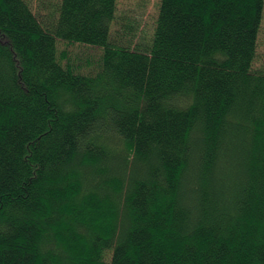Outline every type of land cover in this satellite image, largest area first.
Here are the masks:
<instances>
[{"label": "trees", "instance_id": "1", "mask_svg": "<svg viewBox=\"0 0 264 264\" xmlns=\"http://www.w3.org/2000/svg\"><path fill=\"white\" fill-rule=\"evenodd\" d=\"M263 11L0 0V264H264Z\"/></svg>", "mask_w": 264, "mask_h": 264}, {"label": "rangeland", "instance_id": "2", "mask_svg": "<svg viewBox=\"0 0 264 264\" xmlns=\"http://www.w3.org/2000/svg\"><path fill=\"white\" fill-rule=\"evenodd\" d=\"M59 0H27L31 8L36 13H46L50 7L54 6ZM159 0H117V16L123 24L130 22L137 37L135 42L146 40L154 26L157 15ZM121 23V24H122ZM119 28V23L114 22L112 32ZM125 30V29H124ZM144 38V39H143ZM58 49L66 50L68 57L73 64H85L87 57L96 58L100 52L99 48L89 47L81 44L66 46L58 41ZM253 67L264 70V11L261 27L257 39L256 58ZM86 67H81L85 71Z\"/></svg>", "mask_w": 264, "mask_h": 264}]
</instances>
